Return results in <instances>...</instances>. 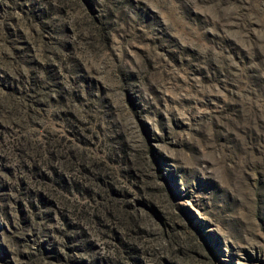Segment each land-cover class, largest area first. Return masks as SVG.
I'll use <instances>...</instances> for the list:
<instances>
[{"label":"rangeland","instance_id":"obj_1","mask_svg":"<svg viewBox=\"0 0 264 264\" xmlns=\"http://www.w3.org/2000/svg\"><path fill=\"white\" fill-rule=\"evenodd\" d=\"M0 264H264V0H0Z\"/></svg>","mask_w":264,"mask_h":264}]
</instances>
